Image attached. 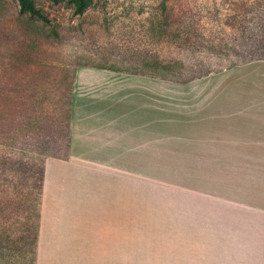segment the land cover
I'll return each mask as SVG.
<instances>
[{
    "label": "rangeland",
    "instance_id": "1",
    "mask_svg": "<svg viewBox=\"0 0 264 264\" xmlns=\"http://www.w3.org/2000/svg\"><path fill=\"white\" fill-rule=\"evenodd\" d=\"M31 1L42 16L22 10L17 0H0V151L14 152L12 156L22 146L12 131L18 115L25 117V123L42 126L45 136L57 134L53 122L64 116L69 83L79 65L179 78L200 71L193 67L181 76L171 68L163 70L162 61L172 56V50L165 54L168 45L176 48L180 43L203 51L206 65L201 70L217 71L229 61L260 55L251 51L206 55L211 50L206 48L219 43L209 32L230 28L233 18L227 16L228 26L220 21L236 13L240 0H92L82 12H77L76 0ZM165 23L171 28L188 25L189 40H162L159 29ZM202 26L206 29L199 35L196 31ZM48 157L33 156L34 181ZM164 157L157 165L132 162L130 177L107 194L91 192L87 207L82 208L76 197L68 201L59 195L48 220L40 205L33 264H172L170 143H165ZM52 170L67 185L77 186L66 167L55 163ZM31 198L37 202L38 196L34 193ZM47 211L51 213L50 205ZM31 221L36 225L35 218ZM19 226L15 223L11 229L16 232ZM16 245L24 242L19 238ZM15 254L13 264H21L18 251ZM28 258L22 264H28Z\"/></svg>",
    "mask_w": 264,
    "mask_h": 264
},
{
    "label": "crops",
    "instance_id": "2",
    "mask_svg": "<svg viewBox=\"0 0 264 264\" xmlns=\"http://www.w3.org/2000/svg\"><path fill=\"white\" fill-rule=\"evenodd\" d=\"M70 108L68 155L44 163L46 219L59 195L87 207L170 143L172 264H264V59L187 81L79 65Z\"/></svg>",
    "mask_w": 264,
    "mask_h": 264
},
{
    "label": "trees",
    "instance_id": "3",
    "mask_svg": "<svg viewBox=\"0 0 264 264\" xmlns=\"http://www.w3.org/2000/svg\"><path fill=\"white\" fill-rule=\"evenodd\" d=\"M20 8L26 10L31 14L42 16L39 9L33 4L31 0H17ZM77 12H82L92 0H76ZM233 18L230 22V28H214L209 32V37L215 39L219 43L212 44L211 49L205 52L206 55L211 53L230 54L242 52H259L258 57H251V59H264V0H240L239 8L236 13H228L226 15ZM216 19H219L218 15H215ZM228 17L223 18L219 25H227ZM185 25L183 28H177V26L171 28L168 23H165L160 29L159 33L162 35V40L173 38L172 42L179 43V41L185 42L189 40L191 32ZM228 26V25H227ZM206 28L202 26L201 30H197V34H201ZM195 32V34H196ZM232 40L225 42V39ZM223 39V40H222ZM221 41L223 44H221ZM172 50V56H166L164 63L162 61V69L177 71L179 75L183 76L184 73H188L191 68L197 67L200 72L191 73L186 77H168L165 75L154 74L153 76L161 77L167 80L175 81H187L194 77L202 76L213 69L200 68L206 65V57L203 55V51L199 48H190L177 45L173 48V45H168L167 53ZM190 50H193L195 56H191ZM163 54V52H162ZM176 54H178L176 56ZM164 55V54H163ZM182 57V58H181ZM210 57V56H209ZM185 59H189L186 62ZM193 59V61H192ZM244 61H229L226 65L216 69L220 70L223 67L231 66L235 63ZM161 64V63H160ZM97 68H105L115 71H129L133 73H145L141 71H130L121 68H116L107 65H87ZM172 66L175 68L172 69ZM187 68V69H185ZM75 71L72 74L70 80L69 91L67 94L66 108L64 110L63 118L54 119V127L56 135L45 136L44 128L39 125H32L29 122L25 123V117L18 115V121L13 127L12 131L16 134L19 141H21L20 149H17L18 155L12 156L13 153H5L6 151H0V264H13L15 260L13 256L17 257L15 251H18L20 263L25 262L28 255V264H33L35 249L37 243V227L40 215V205L42 197V185H43V170L39 171V177L34 181L33 176L37 171L35 169V154L48 156H54L58 158H66L69 152L70 137H69V118H70V105H71V90L74 80ZM1 119V118H0ZM1 121V120H0ZM1 129V127H0ZM36 193L38 198L32 199L33 194ZM34 201V205H32ZM9 217H15V220H10ZM17 217H20L17 218ZM35 218L36 225H33L31 219ZM15 223H20L19 229L14 232L11 228ZM17 228V227H16ZM13 232V233H12ZM18 238H15L14 235ZM24 242V246L16 245L19 240ZM12 255V259L10 258Z\"/></svg>",
    "mask_w": 264,
    "mask_h": 264
}]
</instances>
